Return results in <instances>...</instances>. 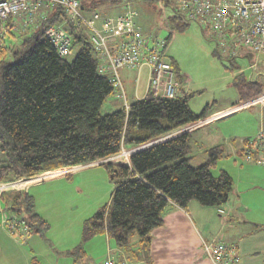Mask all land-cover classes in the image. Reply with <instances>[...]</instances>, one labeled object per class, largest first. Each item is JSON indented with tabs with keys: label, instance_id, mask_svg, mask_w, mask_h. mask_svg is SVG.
<instances>
[{
	"label": "trees",
	"instance_id": "trees-1",
	"mask_svg": "<svg viewBox=\"0 0 264 264\" xmlns=\"http://www.w3.org/2000/svg\"><path fill=\"white\" fill-rule=\"evenodd\" d=\"M83 1L87 2H80L85 10L96 3ZM50 8L29 30H14L8 20L5 23L7 31L0 43V151L5 154L0 182L52 176L65 167L113 157L125 146L129 151L125 162L102 163L114 175V188L108 202L82 221L80 241L69 250L71 255H83V243L103 233L136 255L148 248L151 230L163 224L171 203L185 207L196 200L220 209L228 200L233 180L226 171L214 175L211 169L228 154L215 145L205 150L202 164H191L189 126L208 115L209 105L198 114L193 112L188 104L193 93L183 87L174 98L146 93L130 102L128 113L122 107L102 113L101 106L114 94V85L99 71L96 52L82 30L66 21L60 5ZM183 19L173 14L168 26L172 31L174 26L184 28L187 22ZM62 21L72 44L79 45L71 62L57 55L45 36L49 25ZM15 32L24 36L8 48L4 44L7 35L20 38ZM171 37L172 32L165 36L167 51ZM168 59L182 82L178 66ZM249 84L239 90L240 102L259 94L251 88L254 82ZM1 211L23 220L30 235L44 236L50 227L35 210L33 196L23 188L0 192Z\"/></svg>",
	"mask_w": 264,
	"mask_h": 264
},
{
	"label": "crops",
	"instance_id": "crops-1",
	"mask_svg": "<svg viewBox=\"0 0 264 264\" xmlns=\"http://www.w3.org/2000/svg\"><path fill=\"white\" fill-rule=\"evenodd\" d=\"M41 11L48 15L51 8L42 6ZM130 69L134 68L126 66L119 69V74H122L123 86L130 82L128 79ZM135 69L134 83L132 89L129 90L130 98L127 99L129 103L134 99L144 97L146 94L147 68L143 66ZM251 69L253 70L254 66ZM238 72L241 73L242 69H238ZM252 82L257 83V81ZM185 90L190 91L189 87H185ZM127 96L128 94H126V98ZM246 100L252 102L248 106L239 108L231 114L216 117L201 126L203 128L214 122L220 123L218 134L221 138L219 141L205 145L203 150L215 145H220L223 149L227 148V152H225L229 153L231 157H235L236 162L242 163L237 166L238 171L244 170L248 166L245 165L244 161L251 160L246 159L241 152L243 140L249 138V134L264 129V93H259ZM104 102L107 103V112L122 107V101L116 94L114 99ZM227 105H219L207 116L216 115ZM256 106L260 108L258 116L251 118L241 114L240 125L237 128L238 134L230 130L229 127L232 122L224 123L241 109H251ZM221 123L223 124L221 125ZM249 126H254V129L249 130ZM237 136H240L238 141ZM241 158L244 161L241 162ZM253 161L255 162V160ZM236 162L233 166L237 165ZM224 166V161L220 160L214 168L217 167L218 172L224 170L230 173L229 169ZM55 175L59 174L39 176L36 180L28 182L23 188L33 196L37 213L50 224L44 236L31 234L25 240H15L4 226L5 233L0 229V244L8 249V251H4V254L0 252V255H4L7 264H18L20 261L23 264H103L104 260L110 256L123 258L127 264H264V226H252L245 215L250 211L251 206L257 205L256 198L257 196L261 197L262 192L257 191L258 194L253 192L255 198L249 199L245 193V188L239 184V176H236V180L232 176L233 187L227 202L220 208L222 212H219L217 207L203 206L196 200H190L185 207L171 203L163 214V224L151 230L148 248L139 251L136 255L118 247L114 240L105 233L98 234L84 242L83 255L80 253L71 255L69 250H72L80 241L82 221L86 218L84 216L89 215L88 212L93 214L103 205L105 199L96 201L97 197H95V199H91L92 201L85 200L82 191L76 192L73 188H71L72 197L66 198L64 188L53 189L48 185L41 184L43 181L52 178L59 179V182L64 181L63 185L66 186L72 178L71 182L74 185L81 182L83 184L91 183L87 176ZM100 178L106 180L107 176H98V179ZM248 178L250 177L247 176ZM76 199H83V201H79V206L75 202ZM262 204L264 206V201ZM3 213L5 216L3 215L2 219L8 214L6 211ZM64 213L69 215L75 213V218L72 219L76 220L75 223L66 218ZM76 215L79 216L78 219H76ZM218 244L225 246V249L216 258H212L207 248Z\"/></svg>",
	"mask_w": 264,
	"mask_h": 264
},
{
	"label": "built area",
	"instance_id": "built-area-1",
	"mask_svg": "<svg viewBox=\"0 0 264 264\" xmlns=\"http://www.w3.org/2000/svg\"><path fill=\"white\" fill-rule=\"evenodd\" d=\"M157 1L169 32L172 30L168 26V16L165 14L166 5L172 8L173 14L185 19L197 20L207 31L208 36L220 46V51L225 52L227 56H236L239 47L264 53V0ZM53 5H60L67 15L66 21L82 30L84 37L96 52L99 71L108 76L113 83L116 95L122 101V108L126 113L130 103L127 101L118 72L122 67L145 66L147 68L146 93L154 97L174 98L179 95L181 88L186 87L185 79L180 82L175 77L174 68L167 55L166 38L144 36L134 20L136 11L130 6H126L122 12L115 15H107L98 10L86 11L79 0H0V43L7 31L5 24L7 20L10 28L26 30L29 25L37 26L45 18L46 14L41 11L42 6L50 8ZM45 36L57 55L63 57L69 52L72 38L64 28V21L49 25L45 29ZM251 102L248 100L224 108L216 115L200 118L189 126L190 130L216 117L231 114ZM241 152L246 159H253L258 164H264V129H259L253 137L245 138ZM122 153L126 161L129 151L122 147L117 155L120 156ZM117 155L65 167L60 171L72 173L84 166L101 165L104 162L116 164L113 159ZM30 179L22 176L1 181L0 192L24 188ZM22 181L26 184L22 185ZM218 211L222 212V209ZM1 224L15 239L25 240L30 235L24 221L14 215L3 217ZM224 249L225 246L220 244L207 248L212 258H216ZM103 264H127V262L123 258L110 256L104 260Z\"/></svg>",
	"mask_w": 264,
	"mask_h": 264
},
{
	"label": "rangeland",
	"instance_id": "rangeland-1",
	"mask_svg": "<svg viewBox=\"0 0 264 264\" xmlns=\"http://www.w3.org/2000/svg\"><path fill=\"white\" fill-rule=\"evenodd\" d=\"M95 1L96 3L93 4L94 7L86 6L88 8L86 9V11L98 10L103 14L114 15L116 13L122 12L126 8V6H130V8L136 11V16L134 20L136 24L140 26L142 34L146 37L164 38L169 32L168 27H166L164 23V14L159 9L157 0ZM79 2H82L83 4L87 3L83 0H79ZM165 14L168 17L173 15V10L168 5H166ZM183 21L187 22L184 28L174 26V29L172 31V37L168 44L167 52L170 60H173L178 66L182 77L184 79L186 78V87H189L190 92L193 93L188 99L189 107L193 112L197 114L200 113L206 105H209L207 110V114H209L214 111V109H216L219 105L222 104H228L227 107H230L231 105H235L237 103L240 104L239 90L241 88L247 89V87L250 85V81H257V84H252L253 87L251 88L258 89L259 93H264V53L252 52L247 50L246 48L239 47L236 52L237 55L234 56L233 59H230V57H228L225 52L220 51V46H218L216 42H214L213 38L208 37L207 31H204L201 28L197 20L183 19ZM30 26L31 25H29V27ZM27 29L29 30V28ZM15 33L20 36V38L18 41L17 39L14 41V38L12 36L7 35L4 44L8 48L17 45L20 42L21 38L24 36L21 33ZM78 48V43L72 44L69 50L70 52L66 56H64L67 59L66 61H72V59L77 53ZM250 64L254 66L253 70L251 69L253 68V66L251 67ZM240 68L242 69L241 73L238 72V69ZM135 72V68L130 69V75L128 76L130 82L126 83V85L123 86L124 92L126 91V94H128L127 99L130 98L129 90L132 89L134 83L133 79L136 74ZM121 75L120 77L122 79ZM115 94L116 92L109 96L106 101L114 99ZM107 111V103L105 104L104 102L101 106V112L106 113ZM259 111L260 108L258 106L251 109H241V111H238V113H236L234 116L228 118V121H225L224 123L229 124L230 122H232L230 127H228L230 128V130L233 131V133L238 134L239 132L237 128L240 125L239 118H241V114H244L247 117L249 116L251 118H254V116H258ZM219 124L220 123L216 124V122H214L208 125L207 127L202 128L201 126H199L190 130L189 144L191 146L193 155L191 158L192 165L198 166L202 164L206 159V152L205 150H203V148L206 147L205 145H209V143L213 141H219V139L221 138V136L218 134ZM222 124L223 123H221V125ZM221 129H223L222 126ZM253 129L254 126H249V130ZM254 134H249V137H253ZM239 138L240 136H237V141ZM226 150L227 148L224 149V151ZM227 154L228 156H224L220 160L224 161V167L229 169L230 173H227L231 177L233 176L236 180V176H239V184L243 185L242 188H245V193L249 196V199H254V193H256L257 191L262 192V196H257L256 198L257 205L251 206L250 211H248L245 215L246 219H248V221L252 223V226H264V206L262 204V201H264V164H258L254 162L253 159L246 162L241 158V162L244 161L245 165L248 166L245 167L244 170L238 171L236 168L242 163H240L239 161L236 162L235 157H231L229 153ZM4 159L5 154L0 151V163H2ZM125 159L126 158H124V154L122 153L120 156L117 155V157L113 159V161H116V163H120L125 162ZM235 162L237 163V165L233 166ZM217 169V167L211 169L213 174H217ZM54 173L59 174L55 176H87L88 179L91 180L90 184H83L81 182L79 184L76 183V185H74L73 182H71L73 180L72 178V180L69 181L67 186L63 185L64 181L59 182V179L57 178L47 179L41 183L44 185H48L53 189L64 188L66 198L72 197L71 188H73L76 192L82 191V196L85 200H93L95 199V197H97L96 201L105 199L103 202L104 204L108 202L113 187L115 185L114 180L110 178V173L107 172V170L105 169V167H103L102 164L80 167L70 174L61 171H59V173L58 171L53 172V174ZM98 176H107V179H98ZM247 176L250 178L247 179ZM37 177L31 178L30 180H28V182L36 180L35 178ZM79 201H83V199H76L75 202L76 204H78V206ZM88 213L89 215L84 217L87 218L91 215V212ZM3 215L5 216V213L1 211L0 229L4 232L3 225L1 224ZM64 216L66 218H69L71 221L73 218H75V213H73L72 215L64 213ZM78 218L79 216L76 215V219ZM73 221L75 223L76 220H72V222ZM6 250L8 251L6 247L4 248L3 245L0 244V252H3L4 254V251ZM3 263L7 264L4 255H0V264ZM18 264H23V262L20 261Z\"/></svg>",
	"mask_w": 264,
	"mask_h": 264
},
{
	"label": "water",
	"instance_id": "water-1",
	"mask_svg": "<svg viewBox=\"0 0 264 264\" xmlns=\"http://www.w3.org/2000/svg\"><path fill=\"white\" fill-rule=\"evenodd\" d=\"M113 176H114L113 174H110V178H113Z\"/></svg>",
	"mask_w": 264,
	"mask_h": 264
}]
</instances>
